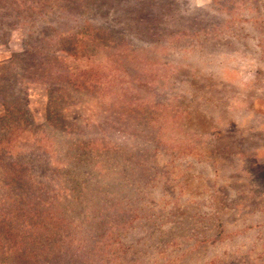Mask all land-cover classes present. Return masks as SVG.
<instances>
[{
  "label": "rangeland",
  "instance_id": "obj_1",
  "mask_svg": "<svg viewBox=\"0 0 264 264\" xmlns=\"http://www.w3.org/2000/svg\"><path fill=\"white\" fill-rule=\"evenodd\" d=\"M0 119V264H264V0H0Z\"/></svg>",
  "mask_w": 264,
  "mask_h": 264
},
{
  "label": "trees",
  "instance_id": "obj_2",
  "mask_svg": "<svg viewBox=\"0 0 264 264\" xmlns=\"http://www.w3.org/2000/svg\"><path fill=\"white\" fill-rule=\"evenodd\" d=\"M14 56H12V58H13ZM8 64H11V62H8ZM1 67H4V66H1ZM54 95H56V94H54ZM52 96H53V94L51 95V97H50V101H51V99H52ZM54 97V96H53ZM52 111L53 110H50L49 108H48V115H49V118L47 119V122L49 123V122H51V119H50V116H52L53 115V119H54V115H55V112H54V114H52ZM50 114H52V115H50ZM58 118H60V117H58ZM55 120V119H54ZM59 120H61V118L59 119ZM57 121V120H56ZM3 120L2 119H0V126H2V128H3ZM16 183H18V182H15V184ZM34 212V209H33V207H31V208H29V209H27L26 211H24V212H22V214L20 215V216H18V215H15L14 216V218H13V222H17V220L18 219H22L23 220V218H26V219H29L30 221L33 219V213ZM53 211L50 209V208H48L47 210H46V212H45V222H43V224H45V225H51L52 226V228L53 227H55V220H54V216H53ZM17 218V219H16ZM43 224H42V229H44V232L45 233H47L45 236H41V234H42V230L41 229H39L38 231V238H35V239H33V241H32V243L33 244H36V243H41L42 241H44V242H46L47 241V237H48V234H49V238L51 237V236H53V232L51 231V229L50 230H47L46 229V227L45 226H43ZM32 235V234H31ZM40 237V238H39ZM30 242V241H29ZM35 242V243H34ZM24 245V244H23Z\"/></svg>",
  "mask_w": 264,
  "mask_h": 264
}]
</instances>
